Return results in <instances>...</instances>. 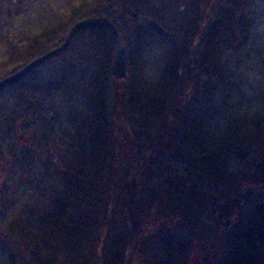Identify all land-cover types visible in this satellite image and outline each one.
<instances>
[{
	"label": "rangeland",
	"instance_id": "1",
	"mask_svg": "<svg viewBox=\"0 0 264 264\" xmlns=\"http://www.w3.org/2000/svg\"><path fill=\"white\" fill-rule=\"evenodd\" d=\"M85 1L0 0V62ZM130 6L126 14L109 7L99 27H112L103 47L87 48L94 42L84 32L64 60L37 64L0 92V264L12 253L7 223L25 217L36 223L49 210L60 172L81 161L90 168L91 149L72 143L82 138L80 129L87 132V109L97 102L108 133L106 170L121 176L107 231L92 243L91 264H222L235 259L233 246L240 252L233 264H240L264 252V182L246 178L264 160V0H133ZM222 9L240 20L222 56L204 64V43L194 38L176 85L152 91L187 24L196 21L202 34ZM120 47L127 54L124 80L112 74ZM141 111L148 132L132 133L129 113ZM100 177L92 181L99 184ZM231 200L236 204L225 216ZM133 231L140 236L134 239Z\"/></svg>",
	"mask_w": 264,
	"mask_h": 264
},
{
	"label": "trees",
	"instance_id": "2",
	"mask_svg": "<svg viewBox=\"0 0 264 264\" xmlns=\"http://www.w3.org/2000/svg\"><path fill=\"white\" fill-rule=\"evenodd\" d=\"M131 2L133 3V0L82 2L71 11L67 19L56 27L35 35L23 49L13 47V54H10L8 61L0 62V92L24 79L34 68L38 67L37 64L41 65L55 58L64 60L69 52L74 51L77 44L82 42L84 32H87L94 42H90L89 45L86 43L87 48L103 47L112 27L108 26L104 32H101L99 27L106 25L110 17L108 15L109 7L111 4H116L118 9L126 14L132 10ZM236 18L237 16L231 9H222L215 18H209L210 28L202 34L201 29L195 28L196 21L189 22L182 33L180 48L171 50L169 64L163 71L160 85L152 91L159 89L170 91V88L176 85L179 64L186 55L185 50L194 38L202 39L204 43L205 52L202 61L204 64L220 58L224 50L230 46L228 37L233 33L234 26L240 22L239 18ZM107 63H111V60H107ZM95 105L97 108L89 107L87 109V132L85 129H80L82 138L72 143L82 149H91L92 160L87 161L90 168L82 166L81 161L79 166L71 163L70 168L67 167L60 172L57 193L52 199L49 210L39 212L36 223L33 224L30 218L26 217L7 223L6 230L12 247V253L7 257L8 264H91L92 243L99 233L107 231V226L110 224L109 215L112 212L114 201L119 195L120 180L117 177L121 176L114 175L111 169L106 170L110 163H107L103 157L107 158L106 135L108 136V133L104 127L105 124L99 119L103 116L99 107L102 104L97 102ZM129 114L128 122L132 133L136 129H141L140 133L146 134L149 128L146 111L130 112ZM86 133H88L87 137ZM110 158L114 160L113 155ZM94 162H99V165ZM102 172L106 173L103 179L100 177L101 175H98ZM99 177V184L92 181ZM246 178L253 184L263 183L264 160L254 167ZM95 195H99L101 199L98 196L93 198L92 196ZM228 203L223 208L227 210L225 216L232 214L230 213L231 206L234 209L236 204L234 200ZM128 204L130 209H134L136 203L133 202L132 196ZM130 224L131 229H135L136 222L133 216H130ZM133 234L134 239L140 236L139 231L136 233L133 231ZM230 238L235 239L238 236L232 234ZM15 242L23 245L24 249L14 248ZM232 248H234L233 253H236L233 256L235 259L229 256L222 261V264H233L237 261L236 257H239L240 252L238 247L233 246ZM15 249H19L17 250L19 252H16ZM27 252H31L33 256L28 258ZM238 261H241V258ZM240 264H264V252L258 250V254L252 256L250 262L246 259Z\"/></svg>",
	"mask_w": 264,
	"mask_h": 264
},
{
	"label": "water",
	"instance_id": "3",
	"mask_svg": "<svg viewBox=\"0 0 264 264\" xmlns=\"http://www.w3.org/2000/svg\"><path fill=\"white\" fill-rule=\"evenodd\" d=\"M112 74L117 80H124L127 76V54L124 47H120L114 57Z\"/></svg>",
	"mask_w": 264,
	"mask_h": 264
}]
</instances>
